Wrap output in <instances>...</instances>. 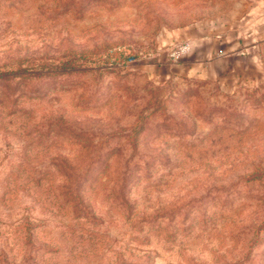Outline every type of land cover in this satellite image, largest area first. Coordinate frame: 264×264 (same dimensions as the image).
Segmentation results:
<instances>
[{"label":"rangeland","instance_id":"1","mask_svg":"<svg viewBox=\"0 0 264 264\" xmlns=\"http://www.w3.org/2000/svg\"><path fill=\"white\" fill-rule=\"evenodd\" d=\"M0 264H264V0H0Z\"/></svg>","mask_w":264,"mask_h":264},{"label":"built area","instance_id":"2","mask_svg":"<svg viewBox=\"0 0 264 264\" xmlns=\"http://www.w3.org/2000/svg\"><path fill=\"white\" fill-rule=\"evenodd\" d=\"M178 50L179 51L177 52V54L184 55V54H187V53H189L191 51V46L189 44H184Z\"/></svg>","mask_w":264,"mask_h":264}]
</instances>
